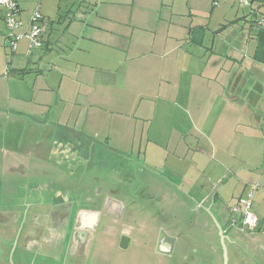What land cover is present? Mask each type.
Masks as SVG:
<instances>
[{"label": "crops", "instance_id": "crops-1", "mask_svg": "<svg viewBox=\"0 0 264 264\" xmlns=\"http://www.w3.org/2000/svg\"><path fill=\"white\" fill-rule=\"evenodd\" d=\"M17 1L23 28L39 7L43 32L33 52L24 38L9 52L0 7V228L11 225L0 233V264H47L44 256L62 264L56 248L61 240L75 252L64 225L82 210L85 225L99 212L98 219L132 225L137 240L150 237L152 245L158 229H167L182 252L198 240L194 228L204 229L211 243L219 224L231 246L229 264H264V0H251L258 10L253 18L238 0H217L216 6L214 0H98L76 17L81 22L68 23L63 8L69 0ZM241 21L242 30L233 31ZM234 41L243 43L237 60ZM54 47L57 59L40 67ZM217 79L227 95L213 84ZM144 134L168 154L162 171L137 173L143 184H152L148 191L158 195L153 201L168 202L164 214L134 205L128 188L105 190L130 184L132 176L126 166L125 173H113L108 152L145 148ZM171 135L193 141L159 139ZM184 160L189 166L183 171L177 166ZM106 170L119 181H105ZM252 184L259 226L240 231L230 208ZM30 206H44L46 214L30 213L21 231ZM152 210L167 215L169 226L155 222ZM48 215L47 230L36 238L32 220ZM106 229L114 234L117 226L107 223ZM41 241L46 248L37 254ZM12 248L18 253L11 257ZM74 256L67 254L66 264H80Z\"/></svg>", "mask_w": 264, "mask_h": 264}, {"label": "rangeland", "instance_id": "rangeland-1", "mask_svg": "<svg viewBox=\"0 0 264 264\" xmlns=\"http://www.w3.org/2000/svg\"><path fill=\"white\" fill-rule=\"evenodd\" d=\"M87 1H89V0H87ZM69 2H70L68 4L69 6L67 5V8H63V9H66L63 11V13L65 14V16L63 17L66 20L65 23H68L69 21L81 22V20H75V19H77L76 17H78V15H82V13L84 11L91 12L98 4V0H97L96 5L89 4L88 2L82 1V0H69ZM213 5L216 6L214 4V1H213ZM166 8L167 7H164L162 10V12H163V14H161L162 18H166L168 16L169 12L167 11ZM67 9H70L69 12H67ZM207 9H208V7H207ZM207 9H206V11H207ZM87 21H89V23L93 22L92 20H87ZM243 24H244L243 21H241V23L239 22V24L232 26V30L233 31L236 30V32L238 30V32H239L240 29L242 30V28L244 26ZM161 26H164V24H162ZM161 29H162V27H160V30ZM164 31H165V29H164ZM160 33H164V32L161 31L158 34H160ZM161 35L162 34L158 35V37H160ZM152 37L150 36L149 38L152 39ZM75 43H76V41H75ZM233 43H235V45H238V43H239V47H237V48H239V50L235 48V55L233 56L234 60H237V57H238L237 54L242 55V53H243V51H242L243 43H242V41H239V42L234 41ZM7 49H9V52H10L8 40H7ZM56 50H57V48L54 47V49H52V51L50 53H48L44 58H42V61L40 62V67H42V66L50 67V64L53 63V61H55L54 59H57L56 58V56H57ZM50 61H51V63H50ZM227 65H230V63L229 64L227 63ZM214 83L216 84L215 86L217 88H220V90L222 92L221 94L223 96L227 95L228 91L230 92V90L225 87L226 85H223L224 83L221 82V80L217 79L215 82H213V84ZM136 123L139 125V122H136ZM141 124H143V123H141ZM143 125L147 126L148 122L146 124H143ZM148 139H150V140H148ZM159 139H161L162 141H167V142H172V141L177 142L178 140H180V141L186 140V142H188L189 140L191 142L193 141L192 137H190V138L188 136L177 137V136H172V135L169 137V139L167 137H162ZM142 142H143V144L148 143V144H146L147 147L144 148V145H142L141 148H136L133 146V148H132L133 152H129V151L117 152L114 150L112 152H110V151L108 152V154H107L108 156H107L106 160L108 161L109 165H111L112 167L115 168L113 170V173L116 169H117V171H120V170H122V167L124 168L126 166V167H129L128 172L132 176L128 179L130 184H126V186H125V183H123L122 185L120 184L118 186H116L117 184L115 186L108 184L105 186V190L112 189V188L114 190H116L117 188L118 189L128 188L127 190L129 191V193H131V195L128 196V198L132 199V202L134 205H137L138 207L141 206L143 208H149V209H152L151 207L154 206V209H156L159 212L164 214V211L166 212L168 202L162 200V202L159 203L157 201L152 200L154 198H157L158 195L157 194L153 195L152 191H148V190H151L152 184L151 183L143 184V180H144L143 176L146 175L148 170L156 171V172L162 171V169H161L162 163L161 162H163L164 158H167L168 154H167V152L163 151V149L160 145H157V143L153 140L152 137H148L147 135H145V137L142 139ZM126 147L129 148V146H126ZM136 149H140V152L135 151ZM157 149H161L162 152H158V153L154 152ZM145 150H146V152H144ZM191 155L192 154H189L187 157L190 158ZM168 160L172 163H175L173 157H171V156H170V158H168ZM159 162H160V165L158 164ZM188 163H189V160H184L181 163L179 162L177 167H179V169H182L183 171H184V169L187 170L188 166H189ZM123 171L124 170H122L121 172L125 173ZM140 171L144 172V175L139 176L138 174L141 173ZM165 173L167 174L168 171L166 170ZM105 175H107L106 178H108V179H105V181H109L110 183L111 182L113 183L115 181H119V179H116L113 176L110 178V176H109L110 174H109V172H107V170L105 171L104 176ZM122 181H124V180H122ZM222 185L223 184H217L216 188L218 189V188L222 187ZM20 188H21V186L19 185L18 190H20ZM118 191H120V190H118ZM149 192L152 194V195H150L151 200L148 199L149 194H150ZM121 196H122V194H121ZM153 213L155 215V222H161L164 225L169 226L166 222V218H167L166 216L167 215L159 216L160 214H156L155 210L153 211ZM187 219H188V217H187ZM100 224H105V216L101 217ZM162 229H164V228H162ZM165 230H167V229H165ZM194 230L196 232V236L198 237V240L192 242L189 246L190 248L189 249L187 248V251H183V252L180 251V249H179L180 244H178L177 247H175V249L172 251L171 254H169V255L168 254H160L152 248L151 241H150L149 237H147V239H146L147 241L146 240H140L138 242L133 241L127 250H120L119 248H116V247L113 248L112 247L111 249L105 251L104 249L102 250V248H101V254L102 255H99L98 257H90L87 254L85 256L84 260H81L80 264H216L217 261L220 264V260L222 261V264H223L222 243H221V239H220L218 231H216L211 236V238H210V236L208 237V240L212 243L211 244L207 241V232L204 229L196 227V228H194ZM180 231H181L180 232L181 237L187 236V232H182V230H180ZM126 234H128V233H126ZM176 235H178V234L176 233ZM68 238H67V240H68ZM64 245L65 246H63V242H60V246H59L58 251H57L58 255L60 253H62L61 254L62 258H59V260H58L62 264H66V262H68V259H67L68 243L64 244ZM226 246L227 247L229 246L227 249V253L229 250V253H228V264H229V260L232 261L233 257L230 255L231 246L228 245V243H226ZM239 248H240V251L242 250L241 253L244 252V253L248 254V251L244 247L239 246ZM231 252H232V250H231ZM13 253H14V255H16L18 253V251L16 250L14 252V248H12L11 249V257H12ZM220 255L222 256V259L220 258ZM40 257L41 256L38 255L37 260H39ZM14 259H15V257H14ZM33 260H34V258L32 257V261ZM44 260L46 262H48L47 264H59V263H57V261L55 262L54 259H51L49 256H44Z\"/></svg>", "mask_w": 264, "mask_h": 264}, {"label": "flooded vegetation", "instance_id": "flooded-vegetation-1", "mask_svg": "<svg viewBox=\"0 0 264 264\" xmlns=\"http://www.w3.org/2000/svg\"><path fill=\"white\" fill-rule=\"evenodd\" d=\"M30 209L27 211V213L22 217L23 218V224L21 227H19V229L21 231L25 230L26 226L29 223L30 220ZM102 216H100L101 219ZM81 215L73 214L72 216H69L66 222V225H64V232H65V236L64 237H69L68 240L71 242L74 241L75 245H73V248H75V252L74 249H71V244H68V251L67 254H73L75 255L73 257V259L76 260H84L85 256L88 254L90 257H98L101 254V248L102 250L104 249L105 251L113 248H119L120 250H127L130 245L132 244L133 241L138 242L139 240H137V232L135 227L131 228L127 225H125L124 223L119 222L117 219H115L114 217H107L105 218L107 221L105 224H100V219H98V223L94 226L92 231L86 232L87 235H80L79 233L81 230H79V225H80V220H81ZM51 221V218L48 217L44 218V217H36L35 219L32 220V223H35L38 225L37 227V232H36V238H38L41 234L42 228L45 230H47V224H49ZM107 223H112V225L114 224L115 226H117L116 232L114 234H111L110 232H107L106 229V224ZM6 226V227H4ZM8 226V227H7ZM9 226L11 227L10 224H4L3 227L5 228L4 230H2L0 228V233H2L3 231H7L9 230ZM42 226V227H41ZM130 229V230H129ZM164 231L166 232V230L164 229ZM139 232V230H138ZM128 233V234H126ZM153 233V231L151 232V234ZM167 233V232H166ZM83 234V233H82ZM141 234V233H140ZM151 234L149 232H144V235L146 236H151ZM159 234V229L156 233V239L153 242V245L151 243L152 248L155 250V246H156V241H157V236ZM168 234V233H167ZM123 236L122 238V242L120 245V240H121V236ZM143 235V236H144ZM169 236H172L170 234H168ZM63 237V238H64ZM62 238V239H63ZM66 238V239H67ZM75 238V239H74ZM150 238V237H149ZM126 241L129 242V244L126 246L125 243ZM60 242H63L62 240ZM60 242L59 245L56 247L57 250L60 246ZM79 242V243H78ZM176 242V241H175ZM86 243V253L85 255H80L82 250L80 248H82V246ZM122 246V247H121ZM79 247V249H78ZM97 247V248H96ZM105 247V248H104ZM175 247V244H174ZM173 247V250H174ZM45 244L41 241L37 244V247L35 248V252L38 254L42 251H44L45 249ZM75 253V254H74ZM81 256V258H80ZM75 260V263H77V261Z\"/></svg>", "mask_w": 264, "mask_h": 264}, {"label": "built area", "instance_id": "built-area-1", "mask_svg": "<svg viewBox=\"0 0 264 264\" xmlns=\"http://www.w3.org/2000/svg\"><path fill=\"white\" fill-rule=\"evenodd\" d=\"M238 1L248 11H252L253 6L251 0ZM216 3L217 0H214V4ZM0 7L3 10V20L7 30L10 50L15 52L17 43L22 38L27 41L28 53L38 49L42 44L41 34L43 32V16L39 7L36 6L32 11L28 24L24 28L22 20L18 17L19 5L17 0H0ZM262 22V18L257 20V24L259 25ZM256 187L257 184H252L230 208L231 212L238 215V217L232 219V224L240 231H253L259 226V218L252 210L253 194Z\"/></svg>", "mask_w": 264, "mask_h": 264}, {"label": "water", "instance_id": "water-1", "mask_svg": "<svg viewBox=\"0 0 264 264\" xmlns=\"http://www.w3.org/2000/svg\"><path fill=\"white\" fill-rule=\"evenodd\" d=\"M244 9H246V7H244ZM44 210V211H43ZM30 213L34 212V213H41V214H46L44 206H30ZM81 215V220H80V225H79V230H81L79 233L80 235H87L86 231H92L94 226L97 224L98 221V217H99V212H93L92 214V223L91 225H85V219H86V215L87 212L85 210H82L80 212ZM218 227V233L221 239V243H222V253H223V264H228V254H227V248H226V244H225V235L222 233L221 227L219 226V224H216ZM124 235L121 236V240H120V245L122 242V238ZM176 241V237L175 236H169L164 229H159V234L157 236V241H156V246H155V251L160 253V254H171L173 251V247ZM129 244L128 241H126L125 245L127 246ZM122 247V246H121Z\"/></svg>", "mask_w": 264, "mask_h": 264}, {"label": "trees", "instance_id": "trees-1", "mask_svg": "<svg viewBox=\"0 0 264 264\" xmlns=\"http://www.w3.org/2000/svg\"><path fill=\"white\" fill-rule=\"evenodd\" d=\"M249 12L252 18L255 17L258 12L257 7L253 6L252 11H249Z\"/></svg>", "mask_w": 264, "mask_h": 264}]
</instances>
